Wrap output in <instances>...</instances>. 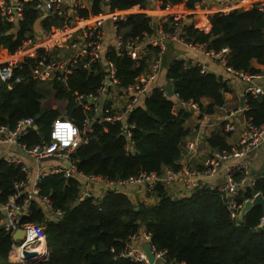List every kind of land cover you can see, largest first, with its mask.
Here are the masks:
<instances>
[{
  "label": "trees",
  "instance_id": "16d2710c",
  "mask_svg": "<svg viewBox=\"0 0 264 264\" xmlns=\"http://www.w3.org/2000/svg\"><path fill=\"white\" fill-rule=\"evenodd\" d=\"M201 0H91L88 7L78 8L80 17L88 18L106 10H126L133 6L164 7L182 4L193 9ZM35 0L22 2V19L13 32L11 24L0 17V55L14 52L22 40L34 33L33 23L39 16ZM118 27L124 37H135L143 32L152 33L153 16L143 12L126 14ZM182 35L185 41L204 44L217 51L227 47L226 64L255 74L254 59L264 65V12L258 3L228 12H198L185 17ZM55 16H46L41 27L58 25ZM115 58L120 86L135 81L139 68L127 56L107 53ZM24 61L14 69L20 80H0V126L12 127L23 117L34 119L35 129L23 138L28 146L49 140L51 122L59 116L73 121L84 129V111L73 99V93H94L100 75H87L84 70L73 71L65 84L57 81H38L29 74ZM261 72H264V68ZM165 79L173 87L167 96L157 86L153 94L143 99L126 118L130 127L133 152H126V137L121 121L94 118L91 130L82 132L83 142L73 153L77 171L102 176L108 180L128 178L140 173H159L163 167L179 169L182 154L181 140L187 134L184 126L189 111L179 108L174 112V99L200 103L203 97L210 103L203 107L212 112L222 104L223 93L229 89L227 79L210 71L200 72L185 59H174L167 67ZM245 115L255 124L264 123V95L245 93ZM49 101L61 102L54 107ZM212 147L226 149L224 137L212 134ZM24 178L17 165L0 158V202L13 192L15 182ZM159 200L155 205L134 203L119 189H108L104 195L80 197L79 182L61 174H49L39 182V194L49 198L52 205L62 210L57 220H48L36 199L30 202L31 214L24 221L44 224L48 248L46 260L35 264H139L118 254L128 238L140 228L150 233V242L166 251L167 259L185 264H264V229L258 230L264 217L261 205H254L241 218L230 217L225 197L216 187L202 185L185 196L170 198L164 187L157 184L152 191ZM264 197V176L254 178L252 185L239 191L238 200L250 199L255 193ZM97 202V203H95ZM256 229V231H253ZM12 238L0 231V264L7 260Z\"/></svg>",
  "mask_w": 264,
  "mask_h": 264
},
{
  "label": "built area",
  "instance_id": "2783aa9c",
  "mask_svg": "<svg viewBox=\"0 0 264 264\" xmlns=\"http://www.w3.org/2000/svg\"><path fill=\"white\" fill-rule=\"evenodd\" d=\"M23 1L26 0H0V17L12 25L7 33L13 32L22 19ZM203 1L201 0L202 4ZM241 1L214 0L212 8L217 6L218 11L228 12L241 6ZM34 5L39 15L55 16L59 24L49 28L41 27V34L34 32L24 38L14 52L1 54L0 80L19 81L20 75H14V69L31 59L28 64L29 74L38 81H57L65 84L73 71L84 70L87 75L99 74L100 82L94 93L72 94L85 114L83 131L70 119L59 116L51 122L48 141L42 140L28 146L23 138L36 128L32 117H23L12 127L0 126V145H13L32 162L31 165L24 163L19 155L11 151H7L2 157L6 162L17 165L24 174L22 180L14 183L11 195L4 202H0V231L9 233L12 238L7 255L8 262L35 264L48 257L44 224L23 219L31 214L30 202L33 199L37 200L48 220H57L62 215V210L54 207L48 197L39 194V182L42 177L49 174L59 173L65 178L76 179L80 185V200L85 196H93L85 189L89 181L98 182L106 190L120 189L127 185H145L148 190L153 191L155 186L160 184L166 194L173 199L185 196L199 186H209L206 181L209 177L221 175L222 181L210 187H216L223 193L230 217L237 220L245 201L238 200L239 191L254 182L247 155L255 151L264 140V123L255 124L245 115L247 106L244 100L238 109H230L222 121L224 132L237 134L235 144L229 149L213 151L209 163L203 167L180 166L176 170L163 167L159 173H140L128 178L108 180L102 176L77 171L72 157L83 142L82 132L92 129L91 122L94 118L121 121V131L126 137L124 149L126 152L134 151V142L129 130L133 124H128L126 118L131 111L143 105V99L153 94L168 41L178 42L191 49H201L200 51L211 61L223 65L224 78L230 82L235 80L245 82L244 93L264 95V72L250 74L227 65L229 53L227 47L213 51L207 49L204 44L185 41L182 31L183 25L187 23L185 20L187 14L182 16L176 11H169L165 16L157 18L152 33L143 32L139 36L124 37L118 27L119 20H124L128 14L124 10L102 9L96 15L83 18L78 14V8L86 7L83 0H70L69 3L65 0H35ZM258 6L264 12V0H259ZM171 7L173 5L166 4L158 8ZM207 10H210V7ZM113 51L116 55L127 56L134 62V67L139 68L132 84L119 85L115 58H106L107 53ZM186 61L192 66H198L202 73L207 71L205 64L197 59ZM163 92L166 95L164 90ZM174 102V112L179 108L190 111V108L197 107L198 103L180 100L177 94ZM238 112L243 114L240 119L238 118L239 124H236L234 117ZM17 229L22 230L21 239L13 238ZM143 243L149 244L154 256L153 261L148 259ZM25 252H33L34 255L26 256ZM118 255L128 257L139 264H185L167 259L166 251L155 247L150 242V233L143 228L128 238Z\"/></svg>",
  "mask_w": 264,
  "mask_h": 264
},
{
  "label": "crops",
  "instance_id": "0c3cea01",
  "mask_svg": "<svg viewBox=\"0 0 264 264\" xmlns=\"http://www.w3.org/2000/svg\"><path fill=\"white\" fill-rule=\"evenodd\" d=\"M65 1L66 3H69L70 0ZM83 1L86 7L90 5L91 0ZM213 2L214 0H204L202 4L200 1L195 4L194 9H187L182 4H174L170 9H160L155 5H146L145 7L133 6L124 11L128 14L143 12L157 19L161 16H165L169 11H176L178 15L181 14L182 16L193 12H217L219 7L216 6L215 8H212ZM258 2L259 0H242L240 3L241 6H237L235 8L249 7L251 3L253 4ZM208 7H210V10H207ZM200 50L201 49H191L185 47L175 41H168L162 56L161 68L159 76L156 80L157 85L163 87L167 82L165 79L166 70L168 65L174 59H197L205 64L207 71L223 76V65L220 62L211 61ZM251 64L253 67L259 68L261 71L264 68L263 64L257 63L254 59L251 61ZM227 85L229 89L223 93L222 104L215 106L212 112L208 113L202 110L203 107H206V105L210 103V99L206 97L200 99V103H197V107L190 108V115L184 123V126L187 129V134L182 138L180 143L182 154L179 159V164L181 167H203L209 163L212 152L218 150V148L212 147L209 142V138L212 134H219L224 137L225 143L227 144L226 149H229L235 144L237 134L224 132L222 121L230 109H238L241 105H243L245 82L240 80L230 82L227 80ZM242 114L243 113L238 112L237 116L234 117L236 124H239V119ZM7 151L14 152L22 158L24 157L26 159V162L24 163L28 165L32 164L31 160L13 145H0V158H2ZM247 160L250 163L251 176L253 178L257 176L263 177L264 140L255 151H252L249 155H247ZM206 181L209 186H216L219 181H222V176L216 175L214 177H209ZM85 189L90 191L94 197H101L107 191L103 185H100L96 181L87 182ZM119 190L127 194L134 203L155 205L159 200V197L152 191L148 190L145 185H127L125 187H120Z\"/></svg>",
  "mask_w": 264,
  "mask_h": 264
},
{
  "label": "water",
  "instance_id": "95a60500",
  "mask_svg": "<svg viewBox=\"0 0 264 264\" xmlns=\"http://www.w3.org/2000/svg\"><path fill=\"white\" fill-rule=\"evenodd\" d=\"M45 17H46V14H42V15H39L35 19V21L33 23V30H34L35 33L41 34L40 22ZM163 90L165 91L167 96H172L173 95V87H172V84L170 82H166L165 83V85L163 86ZM86 197L87 196H85V198ZM254 205H261L262 208H263V212H264V197L258 192L255 193L252 198L245 199V201L243 202V205H242V207H241V209L239 211V216L238 217L241 218ZM262 229H264V218H263L262 224L258 227V230H262ZM253 231H256V229H254ZM21 237H22V230L21 229H17L14 232V234H13V238L14 239H21ZM142 246H143L144 251L146 252V255H147L148 259L150 261H153L154 256H153V254L150 251L149 244L148 243H143ZM25 254H26V256H30V257H31V255H34L33 252H31V253L25 252ZM27 258H29V257H27Z\"/></svg>",
  "mask_w": 264,
  "mask_h": 264
},
{
  "label": "rangeland",
  "instance_id": "374dc122",
  "mask_svg": "<svg viewBox=\"0 0 264 264\" xmlns=\"http://www.w3.org/2000/svg\"><path fill=\"white\" fill-rule=\"evenodd\" d=\"M2 59H4L3 57H1ZM49 103H51V105H53L54 107L56 106H60L61 102H54V101H49ZM21 157V156H20ZM22 158V157H21ZM23 162H26V159L23 157L22 158Z\"/></svg>",
  "mask_w": 264,
  "mask_h": 264
}]
</instances>
